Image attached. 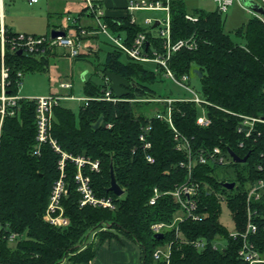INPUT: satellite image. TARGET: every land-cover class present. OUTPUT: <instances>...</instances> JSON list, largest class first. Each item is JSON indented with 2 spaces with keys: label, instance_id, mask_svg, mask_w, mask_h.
I'll use <instances>...</instances> for the list:
<instances>
[{
  "label": "trees",
  "instance_id": "1",
  "mask_svg": "<svg viewBox=\"0 0 264 264\" xmlns=\"http://www.w3.org/2000/svg\"><path fill=\"white\" fill-rule=\"evenodd\" d=\"M187 14L190 13L184 0H171L172 40L194 37L197 48L176 52L170 67L178 77L189 75L190 82L193 77H199V93L208 102L205 109L211 124L205 128L197 125L198 106L192 102L173 103L172 117L175 127L190 139L194 150L220 146L225 155L229 150L241 158L249 154L245 163L227 165L234 169L235 176L223 178L222 183L216 174L220 167L201 165L196 168L195 178L208 182L215 191L225 195V200L206 195L203 190L202 207L208 209L203 221L180 223L182 235L177 238L174 229H166L161 240L155 237L152 225L170 224L179 208L169 195H162L155 205H150L149 199L155 187L165 193L186 180V170L179 167L186 155L176 149L168 125L153 119L151 153L155 162L146 161L138 138L140 128L147 124L152 108L163 111L166 104L136 100L165 98L157 96L151 88L159 72L148 70L143 63L131 60L113 46L101 74L103 81L106 73L111 72L130 83V93L121 97L125 101L114 104L90 100L87 106L79 107L78 113L60 104L53 110L51 136L61 152L99 161L98 172L87 166L83 173L90 177L98 197L113 198L115 209L80 206L75 180L77 167L69 159L65 168L69 192L62 201L69 225L61 228L44 220L52 186L60 176L61 152L46 143L41 146L39 155L33 153L37 147L36 103L24 97L19 101V113L6 118L0 141V220L26 238L3 249L2 264H90L105 242L120 236L139 246L142 264H166L164 261L156 263L153 253L168 242H172L169 264H240V241L229 238L219 218L222 205L226 204L234 230H244L248 182L260 177L255 166L264 155V123H257L255 132L247 138L237 132L240 118L234 114L264 119V23L255 16L241 20L234 38L225 30V17L217 10L194 9L191 15L197 21L186 19ZM87 15L85 7L80 17ZM106 19L111 31L123 36L128 45L141 31H146L152 40L151 30L132 24L129 18ZM15 34L8 29V35ZM154 44L159 46L158 41ZM55 53L48 51L47 55L36 57L7 52L12 92L19 91V72L47 69ZM123 55L126 61L121 59ZM104 88V83L97 85L89 80L85 81L83 91L85 97L94 98L101 96ZM108 124L111 127H107ZM246 170L248 176L244 174ZM111 171L124 190L121 196L109 190ZM225 182H235L236 186L228 190L222 186ZM254 206L264 216V198ZM197 238L208 240L205 250L198 251L185 244L187 239ZM216 239L224 240L225 246L214 249ZM253 239L258 250L264 252V230L260 229Z\"/></svg>",
  "mask_w": 264,
  "mask_h": 264
},
{
  "label": "built area",
  "instance_id": "2",
  "mask_svg": "<svg viewBox=\"0 0 264 264\" xmlns=\"http://www.w3.org/2000/svg\"><path fill=\"white\" fill-rule=\"evenodd\" d=\"M30 4H36L39 0H28ZM87 11V16L93 20L91 28L78 25L76 28L72 27L68 31L64 28H55L57 31H64L65 35L52 38L50 35H31V34H19L8 35V29L4 25V0H0V141L3 135V128L5 120L8 117L15 116L20 111L19 101L23 99L20 95V87L22 85V79L24 74L19 72L17 74L18 81V93H13V81L11 78V68L6 62L7 52L15 53L22 51V54L29 56H45L48 51L54 52L59 48L65 50L66 55L70 58H78L82 54L83 48H91L87 44L88 36L98 33H103L107 36L109 41L118 50L124 53L128 58L133 61L146 63L151 62L157 66L156 72H162L167 78L172 79L177 85L183 87L187 91H190L192 96L190 97H165L155 98L151 100L137 99L136 101H152L156 103L166 104L163 111L156 109L153 114L149 115L147 124H143L139 132V143L144 151L145 159L148 163L153 164L155 158L151 153L153 144L151 141L153 119H158L165 122L169 129L172 130L173 138L176 143V149L183 152L186 157L179 163L181 169L186 170V180L175 186L173 190L162 193L158 187L153 189V194L149 199L150 205H155L158 199L162 195L171 196L178 204L179 213L174 217L173 221L168 224L165 222H158L152 225V231L157 233H164L166 229H174L175 237L182 235L180 230V223L191 220L193 222L203 221L207 214V206L202 207L201 192H205L206 195L213 194L219 200L224 201L225 195L220 194L210 186L208 182L199 181L195 178L196 168L198 166H210V167H225L230 163H234L232 156L227 152L225 155L220 146H214L212 148H199L194 150L190 139L182 134L176 127L172 117L173 103L175 102H192L198 107L203 109V115H199L196 119V123L200 127H208L211 124L205 104L208 102L203 99L199 92L192 90L190 87V77L185 74L178 77L170 67V62L174 54L182 49L195 50L197 48V42L194 37L180 39L178 41L172 40L171 34V15H170V3L171 0H128V3L122 10L121 14L109 15L103 9L104 0H84ZM217 7V11L224 15L230 6L238 3L243 9L254 14L264 23V16L252 12L246 8L240 0H214ZM260 5L264 7V0H259ZM165 11V16L162 18L147 17L144 23L150 26L158 25L157 35L151 34L152 40L149 38L146 31L139 32L131 44L128 45L123 36L117 35L111 31L107 17L119 20L121 18H129L132 24H137L135 12L140 11ZM186 19L190 21H197V18L191 14L186 15ZM69 20V18H68ZM77 24V20H74L72 26ZM154 40V41H153ZM159 43L156 46L154 42ZM105 88L102 90V95L99 97L89 98L83 97L78 100L82 101L87 106L90 100H106L112 103H118L125 101V99L117 97L110 88V79L107 77L103 81ZM73 87L72 83L61 82L59 88L63 90H69ZM71 95H61L57 93L39 96L36 98H28L36 103V141L37 147L33 151L35 155L40 154L41 146L46 143H50L52 147L61 152L56 140L51 136V128L53 122V110L56 106L61 104L62 100L72 99ZM133 101V100H129ZM239 123L237 126V132L245 135L249 138L256 130L257 123H264V119L250 117L246 115H238ZM107 127H111L110 124ZM242 146V144H241ZM135 151V150H134ZM261 159L256 164L255 169L260 175L259 178L249 181L247 189L246 200V225L244 230L229 233V238L240 241V248L238 255L241 258L240 264H262L261 252L258 250L257 245L253 239V236L258 234L260 229L264 230V216L254 206V203L261 202L264 198V155L260 156ZM71 160L77 167L76 191L80 197V206H91L94 208L102 207L107 209H115V202L111 197H98L92 186L90 177L84 175L83 170L85 167H90L91 171H99V161L92 160L85 156H72L65 152H61V159L58 163L60 170L59 178L54 182L50 193L48 205L44 214V220L56 227H67L69 225V219L64 215V209L62 201L69 192V185L66 180V161ZM253 204V205H252ZM23 237L18 231H15L9 224H5L0 220V264H2L3 249L5 247L15 246ZM224 240L216 239L213 243V248L221 249L220 242ZM185 244L190 245L198 251H203L208 247V240L205 238L187 239ZM164 247H158L154 253L153 258L156 262L164 261L169 264L170 256L172 252V242H168Z\"/></svg>",
  "mask_w": 264,
  "mask_h": 264
},
{
  "label": "rangeland",
  "instance_id": "3",
  "mask_svg": "<svg viewBox=\"0 0 264 264\" xmlns=\"http://www.w3.org/2000/svg\"><path fill=\"white\" fill-rule=\"evenodd\" d=\"M197 2L200 8L202 7L205 9H210L213 2L216 5L214 0H186L187 11L191 13L194 12L196 8L194 4ZM127 3L128 0H104L103 9L106 13H113V10L117 9L116 12L118 10L120 11L118 12L119 15L121 12L123 13L120 9H122L123 6L125 7ZM201 4H204L206 7L201 6ZM237 5L239 6L238 3H235L230 6L228 11L224 14L225 30L234 38L235 33L229 19L232 12L238 8ZM83 8H85L84 0H39L36 4H30L28 0H4V25L13 33L31 35H50L51 31L55 28L69 30L74 20H78V25L85 27L87 25L92 26L93 20L91 18L80 17ZM241 12L243 13V11ZM164 16L165 11L160 10L135 12L137 25H140L143 30H151L155 36L157 35V28L150 29L151 26L144 23L145 18H162ZM88 38L90 39L87 44L93 47V49L83 48L82 54H86L84 57L72 59L66 55L64 49L59 48L56 51L57 55L50 57L47 69L26 72L20 87L21 95L24 97L36 98L50 93L65 94L66 91L59 88V83L68 81L73 85L74 92L71 95L73 98L62 100L61 106L78 113L80 105H83V102L78 99L85 97L83 91L85 81L90 80L97 85L103 83L101 73L104 63L106 62L107 53L114 50L112 43L103 33H98L94 36L90 35ZM121 59L126 61L127 57L123 55ZM143 64L148 70L156 72L157 67L155 64L151 62ZM97 69L100 70L99 73H97ZM82 74H84L85 81L82 79ZM190 87L192 90L197 92L200 91L201 83L199 77L192 78ZM151 88L159 97L179 98L192 96L190 91L177 85L172 79L163 75L162 72L158 73V79L151 85ZM155 110V108H152L149 114H153ZM198 113L199 115H203V109L201 107H198ZM216 174L219 176L218 179L222 183L225 177L233 179L235 171L231 166H227L219 168ZM244 174L248 176L247 170ZM219 219L220 223L229 233L234 231V222L226 204L222 205ZM23 238H26V235L23 234L22 239ZM121 238L126 239L124 236H120L118 239ZM126 241H128V239ZM107 243H109V241ZM224 246L225 242L221 241L220 247L223 248ZM162 247L164 246L162 245ZM138 254H141L140 248Z\"/></svg>",
  "mask_w": 264,
  "mask_h": 264
},
{
  "label": "crops",
  "instance_id": "4",
  "mask_svg": "<svg viewBox=\"0 0 264 264\" xmlns=\"http://www.w3.org/2000/svg\"><path fill=\"white\" fill-rule=\"evenodd\" d=\"M184 1L186 2V0H184ZM255 1H257L259 3V0H255ZM194 5L196 7L195 9H202V10L209 11V12L217 10L214 2L212 4V6L210 7V9H205L202 7L200 8L198 5V2L195 3ZM201 6L206 7L204 4H201ZM111 7H113V6H111ZM237 7L238 8H236L232 12L230 19H229L230 20L229 22L232 25V28L234 31L236 30L237 26L240 24L239 22L241 20L247 21L250 17L255 16L251 12H248L247 10L243 9L240 5L239 6L237 5ZM116 10H113V13L111 12V13H107V14H109V15L118 14V12H120V11L118 10L116 12ZM241 11H243V13ZM189 13L192 14L191 12H189ZM55 55H57V52L52 56H55ZM84 78H85L84 74H82L83 81H85ZM62 82H68V81H62ZM64 91H66L65 94H62V93H57V94L72 95L74 92L73 87L69 90H64ZM50 94H53V93H50ZM20 95H21V93H20ZM42 96H44V95H42ZM22 97H24V96H22ZM25 98H29V97H25ZM126 240L127 239L121 238L119 240H111V241H109V243H107L108 242L107 241L106 243H104L99 248L95 258L90 262V264H142V251H141V254H138L139 246L132 243L129 240L128 241H126ZM261 258L263 260L262 264H264V252L261 253Z\"/></svg>",
  "mask_w": 264,
  "mask_h": 264
},
{
  "label": "water",
  "instance_id": "5",
  "mask_svg": "<svg viewBox=\"0 0 264 264\" xmlns=\"http://www.w3.org/2000/svg\"><path fill=\"white\" fill-rule=\"evenodd\" d=\"M240 1L246 8L250 9L252 12L260 14L261 16H264V7L262 5H260L257 1H255V0H240ZM157 25H158V22L155 24L154 27H156ZM50 34H51L52 38H56L58 36L65 35V32L64 31H57L54 29L51 31ZM18 54L22 55V51L21 50L18 51ZM106 76L110 79V81H111L110 88L117 97L121 98V97H124L130 93L131 85L125 78H123V77H121L115 73H111V72L106 73ZM199 76H201L200 73H199ZM100 122H101V119L97 122V124L94 127L97 128L98 125L100 124ZM228 152L232 156L234 163H239V164L245 163L249 157V154H247L245 157L241 158L231 150H229ZM222 186L228 190H232L236 186V183L235 182H225L222 184ZM109 190L113 191L118 196H121L124 194V190H122L120 188V186L115 181L113 171H111V186H110ZM155 237L158 240H161L164 238V233H157L155 235Z\"/></svg>",
  "mask_w": 264,
  "mask_h": 264
}]
</instances>
